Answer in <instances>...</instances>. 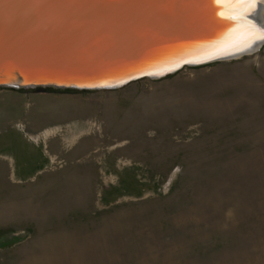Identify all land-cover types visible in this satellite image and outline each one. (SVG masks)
<instances>
[{"label":"rangeland","instance_id":"obj_1","mask_svg":"<svg viewBox=\"0 0 264 264\" xmlns=\"http://www.w3.org/2000/svg\"><path fill=\"white\" fill-rule=\"evenodd\" d=\"M0 264H264V41L116 89L0 88Z\"/></svg>","mask_w":264,"mask_h":264},{"label":"water","instance_id":"obj_2","mask_svg":"<svg viewBox=\"0 0 264 264\" xmlns=\"http://www.w3.org/2000/svg\"><path fill=\"white\" fill-rule=\"evenodd\" d=\"M262 5L0 0V88L116 89L234 59L261 42L250 36L239 45L244 31L259 27Z\"/></svg>","mask_w":264,"mask_h":264},{"label":"bare ground","instance_id":"obj_3","mask_svg":"<svg viewBox=\"0 0 264 264\" xmlns=\"http://www.w3.org/2000/svg\"><path fill=\"white\" fill-rule=\"evenodd\" d=\"M257 4V3H256ZM256 4H254V5H256ZM253 5V4H252ZM253 5V6H254ZM254 10V9H253ZM256 18L258 19V21H259V27H254V28H248V30H246V31H244V33H243V35L241 36V38L243 39H241L242 41L240 42V44L239 45H243V44H246L247 43V40L249 39V37L250 36H253V37H255V38H257L258 36H259V29H261V28H264V5H262V6H260V9L257 11V14H256ZM246 32V33H245ZM248 38V39H247ZM254 38V39H255ZM251 40H253V39H251ZM250 40V41H251ZM258 40H260V39H258ZM258 40H255V41H258ZM249 41V42H250ZM263 43V41L261 40V42H259L256 46H260L261 44ZM246 46V45H245ZM255 49H257V47L255 48ZM254 49V50H255ZM253 50V49H252ZM253 50V51H254ZM252 52V51H251ZM184 68V67H183Z\"/></svg>","mask_w":264,"mask_h":264},{"label":"snow or ice","instance_id":"obj_4","mask_svg":"<svg viewBox=\"0 0 264 264\" xmlns=\"http://www.w3.org/2000/svg\"><path fill=\"white\" fill-rule=\"evenodd\" d=\"M214 2L218 5H236V4H242V5L253 4L254 5L258 2V0H214ZM259 33L260 34L257 38L264 40V28L259 29Z\"/></svg>","mask_w":264,"mask_h":264}]
</instances>
